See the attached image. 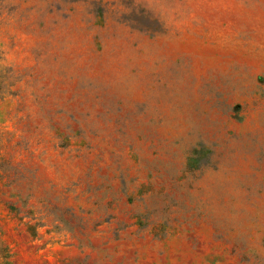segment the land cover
<instances>
[{
    "label": "rangeland",
    "instance_id": "374dc122",
    "mask_svg": "<svg viewBox=\"0 0 264 264\" xmlns=\"http://www.w3.org/2000/svg\"><path fill=\"white\" fill-rule=\"evenodd\" d=\"M0 264H264V0H0Z\"/></svg>",
    "mask_w": 264,
    "mask_h": 264
}]
</instances>
